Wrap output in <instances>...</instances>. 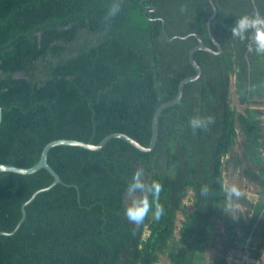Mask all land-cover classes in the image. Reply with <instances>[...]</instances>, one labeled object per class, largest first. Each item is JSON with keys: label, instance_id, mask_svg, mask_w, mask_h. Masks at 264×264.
I'll return each mask as SVG.
<instances>
[{"label": "trees", "instance_id": "1", "mask_svg": "<svg viewBox=\"0 0 264 264\" xmlns=\"http://www.w3.org/2000/svg\"><path fill=\"white\" fill-rule=\"evenodd\" d=\"M213 1L212 18L211 0H0V162L21 167L62 138L98 143L122 132L148 146L158 107L197 73L190 53L199 38L218 50L209 20L222 46L194 53L202 74L163 110L150 151L121 138L98 150L54 146L48 162L61 181L53 186L46 168L0 171V231L14 230L23 204L51 186L26 205L16 233L0 235V264H257L264 250V55L249 52L228 25L264 12V0ZM114 4L119 10L109 15ZM207 115L213 122L193 131L190 119ZM137 167L147 181H160L165 209L159 219L150 210L140 224L124 215ZM227 175L259 187L257 201L238 197L248 214L226 191ZM218 235L223 253L208 257ZM231 250L249 259L233 263Z\"/></svg>", "mask_w": 264, "mask_h": 264}, {"label": "clouds", "instance_id": "2", "mask_svg": "<svg viewBox=\"0 0 264 264\" xmlns=\"http://www.w3.org/2000/svg\"><path fill=\"white\" fill-rule=\"evenodd\" d=\"M118 10L119 5L114 4L109 11V15H115ZM228 28L232 36L248 41L247 48L249 52L264 55V12L254 9L249 13L238 15L234 22L228 25ZM213 120L212 115L193 116L189 124L192 130L196 131L197 129H206ZM162 187L159 180L147 181L143 167H137L126 184V194L129 198L124 210L126 218L134 224H140L149 211L153 210L155 218L159 219L165 211L164 206L158 199ZM204 191L206 192L207 188ZM226 191L229 194L239 195V189L236 185L227 187ZM149 193H151V199Z\"/></svg>", "mask_w": 264, "mask_h": 264}, {"label": "water", "instance_id": "3", "mask_svg": "<svg viewBox=\"0 0 264 264\" xmlns=\"http://www.w3.org/2000/svg\"><path fill=\"white\" fill-rule=\"evenodd\" d=\"M211 2L213 4V8H214V14L212 15V18H213L216 16L218 8H217V6L213 0H211ZM210 24H211V21L209 20L208 25H209L210 36L213 39L214 43L218 46V50L214 51L201 38H199L200 43L196 47H194L190 53V61H191L192 65L194 66V68L196 69L197 73L192 75V76H188V77L182 79L180 84H179V91H178L177 96L174 99L169 100V101L163 103L162 105H160L158 107V109H157V111L153 117V128H152L151 141H150L148 146L142 145L137 139L131 137L130 135H128L126 133H122V132L111 133V134L105 136L98 143L85 142L82 140L70 139V138L56 139V140L50 141L44 147V149L40 155L39 160L34 165H32L30 167H21V166H17V165H13V164L0 162V171L15 172V173H20V174H32V173H35L42 168H46L55 177V180L51 184V186H53L57 182L61 181L60 175L56 172V170L48 162V153H49L50 149H52V147H54V146L71 145V146H81L83 148L90 149V150H98V149L102 148L109 140H111L113 138H121V139H124L125 141H127L128 143H130L131 145L135 146L136 148L140 149L141 151L146 152V151H150L151 149H153L156 142H157V139H158L160 117L162 115L163 110L167 107H170V106L176 104L183 96L185 85L189 82L196 81L197 79L200 78V76L202 74V67L197 62V60L195 59L194 53L199 49H204V50L214 52V53H220L222 51L221 44L216 40V38L212 34ZM2 119H3V108L0 105V125L2 123ZM51 186H49L47 188L40 189L39 191L34 193L32 195V197L23 204V206H22L23 216H22L21 220L18 222L16 228L12 231H0V235H11V234L16 233L17 229L20 227V225L22 224V222L26 218V205L29 202H31L39 192L44 191L46 189H49Z\"/></svg>", "mask_w": 264, "mask_h": 264}, {"label": "rangeland", "instance_id": "4", "mask_svg": "<svg viewBox=\"0 0 264 264\" xmlns=\"http://www.w3.org/2000/svg\"><path fill=\"white\" fill-rule=\"evenodd\" d=\"M232 94H233V100H234V104L237 102V94L235 91V87L232 86ZM226 183L227 186H231V185H236L239 189V195H235V201H236V206L237 208H240L245 214H248V211L246 210V207L243 206L241 203H238V197L240 196H247L248 198H250L251 200L257 201L259 198V187L250 184L249 182L244 181L241 177L239 176H226ZM191 195L193 193H190ZM190 195V197H191ZM191 201V198H189L188 202ZM180 219L183 218V216L180 214ZM179 225L181 224L180 221H178ZM222 238L218 235L217 237H214L212 239V243L209 245V247L207 248L206 254L208 257H215L217 255L222 254ZM249 256L248 254H239L234 250H231L228 253L227 258L233 262V263H241L244 261V259ZM167 260L165 258L162 259V263L164 264ZM257 264H264V250L262 252L261 258L258 260Z\"/></svg>", "mask_w": 264, "mask_h": 264}, {"label": "crops", "instance_id": "5", "mask_svg": "<svg viewBox=\"0 0 264 264\" xmlns=\"http://www.w3.org/2000/svg\"><path fill=\"white\" fill-rule=\"evenodd\" d=\"M260 114H261V116H262V118L264 120V101L261 103ZM263 123H264V121H263Z\"/></svg>", "mask_w": 264, "mask_h": 264}]
</instances>
